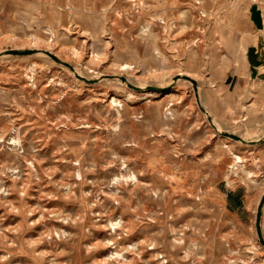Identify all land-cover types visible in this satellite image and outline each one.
Masks as SVG:
<instances>
[{"label":"rangeland","instance_id":"1","mask_svg":"<svg viewBox=\"0 0 264 264\" xmlns=\"http://www.w3.org/2000/svg\"><path fill=\"white\" fill-rule=\"evenodd\" d=\"M256 9L0 0V264H264V195L239 225L214 192L264 139Z\"/></svg>","mask_w":264,"mask_h":264},{"label":"crops","instance_id":"2","mask_svg":"<svg viewBox=\"0 0 264 264\" xmlns=\"http://www.w3.org/2000/svg\"><path fill=\"white\" fill-rule=\"evenodd\" d=\"M250 23L252 30L258 33V37L250 43L247 41L246 50L247 46L250 49L243 57L246 62V70L244 72L241 70L239 73L259 85L262 89L261 93L264 94V19L257 9L250 14ZM247 148L249 154L246 159H242L243 163L240 157V166L237 169L232 168L233 165L228 166L230 173L228 178L220 181L214 188L215 196L225 212L239 225L250 222L251 202L254 199V204L258 206L259 199L264 195V139L262 143ZM250 156L255 157L254 162L246 163L253 159ZM250 165L251 167L246 169Z\"/></svg>","mask_w":264,"mask_h":264},{"label":"bare ground","instance_id":"3","mask_svg":"<svg viewBox=\"0 0 264 264\" xmlns=\"http://www.w3.org/2000/svg\"><path fill=\"white\" fill-rule=\"evenodd\" d=\"M40 51H43V50H40ZM45 51V50H44ZM38 53V52H37ZM39 55H43V53H38ZM74 73H76L77 75H78V73L76 72V70H74ZM177 76L179 77V80H175L174 82H179V81H184V82H186V83H188V84H191L192 85V82H191V80H193V79H191L190 77H188V76H186V75H182V74H177ZM117 77H120V76H117ZM185 77H187V78H189V79H187V78H185ZM84 79V78H83ZM126 83H129V81L128 80H126L123 84L125 85ZM170 85V84H169ZM168 86V85H167ZM167 86H163V87H160L159 89H165ZM141 89H144L146 86H139ZM194 86L192 85V89H193V91H194V94H193V99H195V102L196 103H198V93H197V91H196V87H194ZM174 88V87H173ZM158 93V92H157ZM204 113H206L207 114V112H206V110H205V112ZM206 116V115H205ZM209 124H210V126L211 127H214V129L216 130V131H219L220 133H225L224 131H222L221 130V127L215 122V120H213V119H211L210 121H209ZM213 129V128H212ZM226 139H230L229 137H225ZM240 138V140L238 141L239 143H243V144H249L250 142H252V141H247L246 139H244V138H241V137H239ZM236 159L237 160H239L240 158L239 157H236ZM264 206V205H263ZM263 206H262V208H263ZM256 235H257V232H256ZM257 238H258V235H257ZM259 239V238H258Z\"/></svg>","mask_w":264,"mask_h":264},{"label":"water","instance_id":"4","mask_svg":"<svg viewBox=\"0 0 264 264\" xmlns=\"http://www.w3.org/2000/svg\"><path fill=\"white\" fill-rule=\"evenodd\" d=\"M187 78V77H186ZM187 79H189V78H187ZM190 80V79H189ZM191 82H193V80H191ZM222 134V133H221ZM223 134H225V133H223ZM227 136H229V138H236L238 141L240 140V138L239 137H235V136H232L231 134H226ZM226 137V136H225ZM231 138V139H232ZM250 143H252V142H250ZM261 210V206L259 207V210H258V215H260V211ZM256 223H257V226L259 227V217L256 219ZM257 235H258V238H259V241H260V243H261V235H260V231H259V229H258V232H257Z\"/></svg>","mask_w":264,"mask_h":264}]
</instances>
